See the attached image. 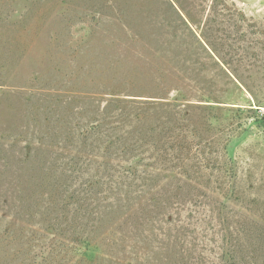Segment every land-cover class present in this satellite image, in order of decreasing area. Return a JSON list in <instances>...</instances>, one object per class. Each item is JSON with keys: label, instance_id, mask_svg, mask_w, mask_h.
<instances>
[{"label": "rangeland", "instance_id": "obj_1", "mask_svg": "<svg viewBox=\"0 0 264 264\" xmlns=\"http://www.w3.org/2000/svg\"><path fill=\"white\" fill-rule=\"evenodd\" d=\"M258 167L264 0H0V264H219Z\"/></svg>", "mask_w": 264, "mask_h": 264}, {"label": "trees", "instance_id": "obj_2", "mask_svg": "<svg viewBox=\"0 0 264 264\" xmlns=\"http://www.w3.org/2000/svg\"><path fill=\"white\" fill-rule=\"evenodd\" d=\"M255 206L252 216L255 222L245 223L247 218L240 216V222L229 224L231 217H225L228 224L218 230L210 228L209 242L215 244L220 253L219 264H264V169L257 168ZM214 229V228H213Z\"/></svg>", "mask_w": 264, "mask_h": 264}]
</instances>
